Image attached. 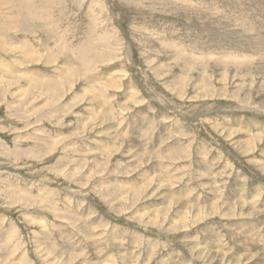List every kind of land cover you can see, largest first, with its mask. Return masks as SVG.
<instances>
[{"label": "rangeland", "instance_id": "rangeland-1", "mask_svg": "<svg viewBox=\"0 0 264 264\" xmlns=\"http://www.w3.org/2000/svg\"><path fill=\"white\" fill-rule=\"evenodd\" d=\"M0 2V264L256 250L264 0Z\"/></svg>", "mask_w": 264, "mask_h": 264}, {"label": "bare ground", "instance_id": "bare-ground-1", "mask_svg": "<svg viewBox=\"0 0 264 264\" xmlns=\"http://www.w3.org/2000/svg\"><path fill=\"white\" fill-rule=\"evenodd\" d=\"M16 1V0H15ZM0 4H1V2H0ZM18 4V3H17ZM14 7V6H13ZM24 8V7H23ZM25 10V9H24ZM29 12V11H28ZM28 14V13H27ZM27 14L25 15L24 14V16H26L25 18H28V16H27ZM32 15V14H31ZM33 18V17H32ZM44 19V18H43ZM33 20V19H32ZM44 21H46V20H44ZM32 24V23H31ZM247 36V35H246ZM249 36V35H248ZM247 36V37H248ZM239 47V46H238ZM262 47V46H261ZM189 53V52H188ZM232 54V53H231ZM230 54V55H231ZM239 54V53H238ZM97 55V54H96ZM99 55V54H98ZM240 55V54H239ZM228 56V55H227ZM241 56V55H240ZM244 56V55H243ZM257 56V55H256ZM95 57V56H94ZM225 57V56H224ZM87 58V57H86ZM221 58V57H220ZM220 58H217L216 57V60L218 59H220ZM222 58H223V56H222ZM226 58V60H228L227 58L228 57H225ZM243 58V57H242ZM247 58H248V56H247ZM261 58V57H260ZM245 59V58H244ZM80 61V60H79ZM83 61V60H82ZM238 62V61H237ZM236 62V63H237ZM243 62H244V60H243ZM234 63L235 62H233V65H234ZM235 63V64H236ZM82 64V63H81ZM86 64V61L84 62V64L83 65H80L79 63H78V67H83L84 65ZM88 64V63H87ZM86 64V65H87ZM90 65V64H89ZM238 66V65H237ZM81 69V68H80ZM83 69V68H82ZM86 70V69H85ZM190 70V69H189ZM80 71V70H79ZM82 72V71H81ZM75 73V72H74ZM122 75V74H121ZM74 76V75H73ZM75 77V76H74ZM74 77H71L72 79L74 78ZM65 78V77H64ZM57 80H55V82H56ZM68 82V81H67ZM71 81H69V83H70ZM116 82V81H115ZM114 82V83H115ZM45 84V83H44ZM56 84H57V82H56ZM55 84V85H56ZM60 84V83H59ZM49 87H51V86H49ZM133 91H135V92H133V94H137V90L136 89H132ZM82 97V96H81ZM81 97H80V99H81ZM78 99V98H77ZM259 130H260V128H259ZM256 134H260V133H256ZM263 136H264V133H263ZM146 143V141L144 142V144ZM136 151H138V150H136ZM237 178H238V180H239V183H241V184H238V186H239V188H237L238 189V194H237V196H230V197H227V198H231V199H234V200H238V203L236 204V203H232L231 204V206H236V208L238 207L240 210H245L246 209V207H247V205H249L250 206V208H251V210H250V212H249V214L250 213H252L257 207V198L259 197V194H260V192H261V188H260V186L258 185V184H251V186L253 187L252 188V192H253V196H251V197H247L245 194L244 195H242L243 194V192H244V190H245V186L246 185H243L242 183H244V181H245V177L244 176H242L239 172H237ZM177 196V195H176ZM240 196V197H239ZM182 199H183V202H185V208L187 207V205H188V202L190 201V199L188 198V196L187 195H185V196H182ZM259 199V198H258ZM259 202V201H258ZM216 203V202H215ZM217 204V203H216ZM224 205H227V203H224ZM199 207V206H198ZM201 207H199V209H200ZM198 209V210H199ZM208 209H210V210H212V208H210V207H208ZM197 211V210H196ZM229 212H231V210H229ZM213 212H209V215L210 214H212ZM229 218H230V220H234V219H236L235 217H234V215L232 214V215H229L228 216ZM239 217H241V215L239 214ZM246 220H249V219H247V218H240L239 219V221L241 222V224H243V226L244 227H246L247 225H249L248 223L247 224H244L245 223V221ZM236 226H241L239 223H236ZM260 228V227H259ZM261 229V228H260ZM260 229H256V231H254V232H252L251 234H250V231H251V229H249V231H246V235H249L251 238H252V240L256 243V250H254L253 252H250V251H246V252H244V253H232V251H234V250H232V249H230L229 247L227 248V247H223V246H219V248L217 249V250H214V251H209V252H205V251H203V249H201L200 250V252H202V253H200L199 254V256H201V257H204V259L207 261V260H209V261H207V262H209V263H212L215 259H220V260H222V261H227L228 263H230V264H264V247H261L260 245H261V240L264 238L263 236H264V229H262L261 231H263V233H262V236H260L259 237V239L257 240V238H255V236L257 235V234H255V232L256 233H258V230H260ZM258 242H260V243H258ZM240 252V251H239ZM180 261H181V264H188L187 262H186V260H185V258H183V257H180ZM252 261H254L253 263H252ZM110 262V261H109ZM221 263H223V262H220V264Z\"/></svg>", "mask_w": 264, "mask_h": 264}]
</instances>
